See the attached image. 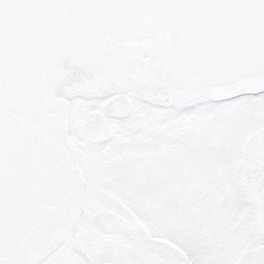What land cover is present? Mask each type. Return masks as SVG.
<instances>
[{
	"label": "snow or ice",
	"instance_id": "obj_1",
	"mask_svg": "<svg viewBox=\"0 0 264 264\" xmlns=\"http://www.w3.org/2000/svg\"><path fill=\"white\" fill-rule=\"evenodd\" d=\"M0 264H264V0H0Z\"/></svg>",
	"mask_w": 264,
	"mask_h": 264
}]
</instances>
